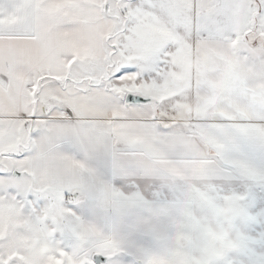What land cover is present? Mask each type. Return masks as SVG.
<instances>
[{"label": "snow or ice", "instance_id": "snow-or-ice-1", "mask_svg": "<svg viewBox=\"0 0 264 264\" xmlns=\"http://www.w3.org/2000/svg\"><path fill=\"white\" fill-rule=\"evenodd\" d=\"M0 264H264V0H0Z\"/></svg>", "mask_w": 264, "mask_h": 264}]
</instances>
